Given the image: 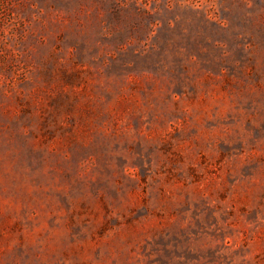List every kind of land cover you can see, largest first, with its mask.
I'll return each instance as SVG.
<instances>
[{
    "label": "rangeland",
    "instance_id": "374dc122",
    "mask_svg": "<svg viewBox=\"0 0 264 264\" xmlns=\"http://www.w3.org/2000/svg\"><path fill=\"white\" fill-rule=\"evenodd\" d=\"M0 264H264V0H0Z\"/></svg>",
    "mask_w": 264,
    "mask_h": 264
}]
</instances>
